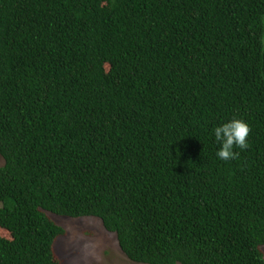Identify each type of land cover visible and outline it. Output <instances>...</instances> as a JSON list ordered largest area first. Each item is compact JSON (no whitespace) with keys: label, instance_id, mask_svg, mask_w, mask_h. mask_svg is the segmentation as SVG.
I'll return each instance as SVG.
<instances>
[{"label":"trees","instance_id":"16d2710c","mask_svg":"<svg viewBox=\"0 0 264 264\" xmlns=\"http://www.w3.org/2000/svg\"><path fill=\"white\" fill-rule=\"evenodd\" d=\"M0 154V264H64L50 213L139 263L264 264V0H0Z\"/></svg>","mask_w":264,"mask_h":264},{"label":"rangeland","instance_id":"374dc122","mask_svg":"<svg viewBox=\"0 0 264 264\" xmlns=\"http://www.w3.org/2000/svg\"><path fill=\"white\" fill-rule=\"evenodd\" d=\"M4 163L0 154V166ZM50 215L66 229L55 244L64 264H147L131 260L121 249L116 233L107 230L100 218Z\"/></svg>","mask_w":264,"mask_h":264},{"label":"clouds","instance_id":"9594fccd","mask_svg":"<svg viewBox=\"0 0 264 264\" xmlns=\"http://www.w3.org/2000/svg\"><path fill=\"white\" fill-rule=\"evenodd\" d=\"M251 129L246 121L234 118L216 126L213 130L215 142L220 146L216 155L219 159L228 161L238 157L236 148L245 150Z\"/></svg>","mask_w":264,"mask_h":264}]
</instances>
